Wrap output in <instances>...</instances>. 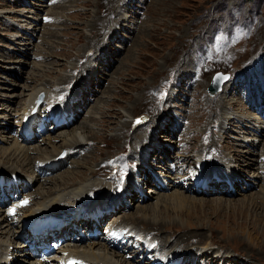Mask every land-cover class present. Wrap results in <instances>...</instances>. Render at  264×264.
Wrapping results in <instances>:
<instances>
[{"label": "rangeland", "instance_id": "rangeland-1", "mask_svg": "<svg viewBox=\"0 0 264 264\" xmlns=\"http://www.w3.org/2000/svg\"><path fill=\"white\" fill-rule=\"evenodd\" d=\"M57 18L63 23L53 29ZM216 72L229 78L209 95ZM39 82L52 91L54 117L73 119L45 129L37 127L38 117L19 142L12 123ZM0 112L7 116L0 118V150L13 140L36 149L29 166L0 163V176L11 181L2 187L4 198L20 197L7 210L0 207V220L10 209L19 212L25 200L30 207L39 196H49L54 185L91 179L89 172L98 164L109 167L90 183L112 180L107 192L116 194L87 197L103 214L115 210L104 216L99 235L87 225L97 223L92 211L78 220L62 219L57 210L14 214L21 221L47 214L46 219L56 216L66 225L50 232L53 223L34 237L14 227L5 264L39 261L33 252L53 241L51 234L44 236L48 233L65 238L59 247L97 243L110 220L139 218V206L156 204L146 217L162 223L165 232L157 238L167 249L161 255L146 253L152 262L143 264H264V176L259 172L264 164V0H0ZM88 125L96 133L91 140L74 150L64 147L72 130L83 134ZM51 147L62 149L59 155L66 158L58 156L54 169H38ZM251 162L256 166L246 167ZM76 173L84 174L77 178ZM198 176L202 186H195ZM75 236L81 240H72ZM131 246L136 244L125 247ZM132 256L125 260L136 262Z\"/></svg>", "mask_w": 264, "mask_h": 264}, {"label": "bare ground", "instance_id": "bare-ground-1", "mask_svg": "<svg viewBox=\"0 0 264 264\" xmlns=\"http://www.w3.org/2000/svg\"><path fill=\"white\" fill-rule=\"evenodd\" d=\"M55 4H56V2H55ZM53 22H54V24H52L51 27L53 29H56L59 27L58 25L63 23V20L57 18V19H53ZM42 58H44V56H42ZM42 68H45V67L43 66ZM39 71L42 72L44 70L39 68ZM41 92H43L45 94V98H43L44 99V105L42 107L37 108L36 113L34 111V113L32 114L31 109L35 105L34 100L36 99L37 95ZM51 96H52V91L47 89L45 82H39L38 86L29 93V95L26 97L25 101L23 102L22 106L17 111L19 113V115H16V116H19V117L14 119L15 124L12 123V125H15L16 127L18 126V130L16 133L19 136L15 137V139H17V141L21 142V137L24 138V135L27 134L25 132V130L23 131V128H26L28 130V132H30V128L28 127L30 123L35 122L38 117L40 118V120H42L44 116L46 118H48V115H45L44 112L47 111L49 113V111H53L54 113H56L55 109H56L57 105L55 104V101L51 100ZM52 105H54V107H51ZM38 114H40V115H38ZM55 115L57 116V114H52L50 112V117H54ZM6 117L7 116L4 115V113L0 112V118H6ZM44 124H46V123L44 122ZM20 131L22 133L24 132V134L21 133V135H20L19 134ZM35 131L38 132V129H35ZM84 133L86 134V138H87L86 140L84 137V135H85ZM94 135H96V133L93 132L92 126L88 125L86 127V130L83 131V134H79L75 130H72V133H71V135H69V138H64V140L62 142H63V145L65 148L74 150L76 147L80 146L84 142L91 140ZM35 151H36V149L29 151L27 148L19 146V143L15 142L13 140V143L11 146H9L7 149L0 150V163H2L3 165H4V163H8V164L10 163L9 164L10 167H13L14 164H16V163H20L22 165L29 166L30 160H31V154ZM51 151L52 152L50 154H47V155L41 157V160L39 162L44 161V163L42 164V166L36 165V167L38 169L42 170V169L48 168V170H51V169H54L57 167L56 163H58V161L56 160V158L59 156L62 149L60 150L57 147H51ZM37 154H39V153H37ZM51 159H53V160L50 161ZM47 162L49 163L48 166H46ZM255 162H256V160H255ZM98 165H99L98 169L93 170L92 172H89L88 176H90L91 179L89 178L88 180H86L87 178H85L83 181H79L78 183L72 182V184H69V185H66L67 183H64L62 185V187H60V186L55 187L56 185H54V188L50 189L51 192L53 191L52 194H50L49 196L47 194H43V195L39 196L38 200H37L38 202L34 203L33 206H30V207L23 206L22 208H20L19 212H15L14 214L19 215L21 217H25L28 215L37 216L40 213L51 214L54 210H57V211H60V214H62V219L64 217L67 218L69 216H71V217L76 216V217H74V220H78V218H80L82 215H84V214L88 215V213L90 211H92L95 215L97 214V216H95V217H98L97 220H95V221H97V223H95L92 220V221L88 222L87 225L90 226V229L95 228L98 230V227L101 226L102 223L104 222V221L103 222H101V221L105 220L104 216H107L108 214L104 213L103 215L99 216V214L103 213L104 209L96 208L94 206V203L91 202L90 204H88L87 202L91 201L90 199L95 194L101 195L102 193L107 192L109 189L112 190V187H113L112 186L113 183L111 182L112 180L109 181L108 184H106L104 182H102V183L99 182L96 184L95 181L90 183L92 180L98 179V177L101 176L102 173L105 172V170H107V168L109 167V166H102L100 164H98ZM252 165L256 166V163H252L251 165H250V163H247L246 167L252 168ZM124 166H125V164H122V163L119 164V170H124V168H125ZM2 167L3 166H0V168H2ZM110 167H111V165H110ZM33 168H34V166H31L29 169H33ZM109 169H110V171L112 170V168H109ZM100 170H102V172H100V174L97 173ZM119 170H118V172H119ZM118 172H117V174H118ZM259 172H260V174L262 173L261 175L264 176V164L261 167ZM135 173H136V176H134V178L136 179V177H137V179H138L137 171ZM81 174H84V173H76L73 175H76L78 178ZM109 174H110V172H109ZM178 179H181V181H183V182L185 181L184 178L179 177ZM46 181L52 182L51 180H46ZM262 181L264 182V179H262ZM114 182H115V179H114ZM140 182H144V181H140ZM31 183H32V181H31ZM179 185L181 187L182 184L181 183H179V184L175 183L174 186H179ZM190 186H192V185H188L187 190H189L191 188ZM183 188L185 189V187H183ZM247 189H248V187H247ZM91 195H92V197L90 199H87V197H89ZM115 196H116V194H114L112 192L108 193V198L109 197L114 198ZM99 198H101V197L99 196ZM108 198H106V200H108ZM83 203H84V207H83ZM85 204H88V205H85ZM80 208H83L84 212L80 211L79 210ZM106 208H109V207H106ZM68 209H69V212H66V210H68ZM156 210H157V204L156 205H149V206H139L138 211L141 213V216L139 218L130 219L129 217H126L125 220L121 221L118 224H114L113 220H110L111 221V223H109L110 226L108 225L109 227L107 228V231L105 233L107 235L110 234L113 231L114 227H116L118 229L127 228L129 230L126 231V233L129 232V236L131 238L138 236V240H147L148 242H150V245H152L151 246L152 250L149 247L146 248V247L141 246L140 248H143V250L141 252L137 251L135 253V251H130V249L128 247H120L118 245L116 239L114 238L115 233H111L109 236H107V238L105 240H102L100 238L98 240L99 242L89 243L85 247L74 246V245H70V243L67 244V242H64V243H66L65 246H62V247H59L56 249L57 250L56 256L50 258L48 261H42L38 258L39 261L36 260L34 263L30 262L29 264H43L44 262H45V264H69L70 261H75V262H77V264H125V263L126 264H143L142 263L143 260H147L148 262H152L151 260H148L147 258L145 259L144 252H146V253L149 252L148 255L152 254V252H156L158 255H161V253L167 249L166 246L157 238L159 235H161L165 232V229H164L162 223L160 221L155 220V219H151V218L147 219V217H146L147 213L153 214ZM113 212H115V210L110 212L109 214H113ZM14 214L11 212H7L5 217H3L2 220H0V264L8 263V260H9V249H10V246H12V244H11L12 242L8 239V237L11 236V234L14 232V230H13L14 227H16L13 225V223L19 219L17 217H13ZM46 215H44L40 219L34 220V222L33 221L30 222V224H31L30 227L35 229V230L40 231L41 228L48 227V225L53 224L50 221L51 218H49V219L45 218ZM30 220H31V218H30ZM114 221H115V219H114ZM127 222H129V223H127ZM138 224L143 226V231H144L145 236L138 233V232H143V231L139 230ZM147 227H149L150 229H144ZM26 230L30 232V230L28 228H26ZM150 238L154 239L156 241V244L151 242ZM72 240L80 241L81 239H79V237L77 238L75 236L74 238H72ZM143 243L146 244V242H143ZM136 244H142V242H137ZM118 248H121V250H124V248H128L127 249L128 254H134V258H137V256L139 255L138 258L140 260L137 259L136 262L135 261L131 262L132 260L130 261V259L128 261L125 260V258H128V257L126 256L125 253H121L120 250L119 251L115 250ZM38 250H39V248H38ZM118 253L121 255H119ZM198 254L199 253H197L193 257L195 258ZM201 255H204V253H202ZM153 257L155 258L154 254H153ZM170 257H172V256H168L167 258H163V259L166 260ZM158 259H160V258H158ZM138 262H140V263H138ZM156 262H157V260H155V263ZM166 264H169V263H166ZM172 264H176V262L172 263Z\"/></svg>", "mask_w": 264, "mask_h": 264}, {"label": "water", "instance_id": "water-1", "mask_svg": "<svg viewBox=\"0 0 264 264\" xmlns=\"http://www.w3.org/2000/svg\"><path fill=\"white\" fill-rule=\"evenodd\" d=\"M227 77V79H224ZM228 74H223L222 72H216L207 87V92L209 95H215L217 92L221 90V86L228 80ZM143 120V118H142ZM142 122V121H141Z\"/></svg>", "mask_w": 264, "mask_h": 264}, {"label": "snow or ice", "instance_id": "snow-or-ice-1", "mask_svg": "<svg viewBox=\"0 0 264 264\" xmlns=\"http://www.w3.org/2000/svg\"><path fill=\"white\" fill-rule=\"evenodd\" d=\"M224 79H227V77H224ZM138 122H139V121H138ZM27 203H28V201L25 200V201L22 202V204H21L20 206H26ZM10 212L14 214V213H15V208L10 209ZM69 264H77V262H75V261H70Z\"/></svg>", "mask_w": 264, "mask_h": 264}]
</instances>
